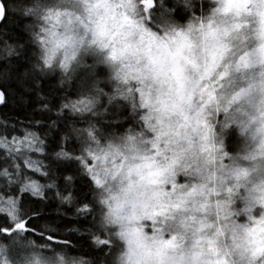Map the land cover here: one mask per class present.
<instances>
[{
    "label": "clouds",
    "instance_id": "obj_1",
    "mask_svg": "<svg viewBox=\"0 0 264 264\" xmlns=\"http://www.w3.org/2000/svg\"><path fill=\"white\" fill-rule=\"evenodd\" d=\"M16 60L57 141L0 135V264H264V0H0Z\"/></svg>",
    "mask_w": 264,
    "mask_h": 264
},
{
    "label": "trees",
    "instance_id": "obj_2",
    "mask_svg": "<svg viewBox=\"0 0 264 264\" xmlns=\"http://www.w3.org/2000/svg\"><path fill=\"white\" fill-rule=\"evenodd\" d=\"M12 32L16 34L17 38H22L23 33L19 32L18 28H12ZM25 63L22 60L13 61V66L5 64L0 61V89L5 94L6 100L0 107V135L5 136L7 140H11L12 136L22 137L24 131L36 132L40 135L41 139L46 141V151L51 152L56 148L57 136L53 133L51 136L47 135L48 124L51 115L48 112L42 111L44 103L37 97L36 91H26L25 87L19 82V73L25 67ZM51 81H42L39 91L45 95L51 96ZM24 84L31 87L30 81H24ZM55 103V99L51 101ZM4 129H7L5 133ZM3 156V150H0V157ZM33 159L40 160L41 163L46 162V158L41 153H35L32 155ZM24 161H20V165L23 171L36 179L38 182L43 183L44 179L40 173H35L31 168L24 167ZM3 164V160H0V165ZM39 166V165H38ZM44 171L43 168H41ZM65 171L64 168H57V173ZM74 191H83V185L77 181ZM25 203L30 205L33 209L41 212V218L50 219L56 222V226L63 230L64 228H71L78 221L71 216V209L67 208L68 213L65 216H57L53 210L56 205L52 200H49L46 204L35 199H25ZM35 213H33V219ZM33 225V220H29L27 227ZM56 237H53L55 240ZM70 243V241H69Z\"/></svg>",
    "mask_w": 264,
    "mask_h": 264
},
{
    "label": "snow or ice",
    "instance_id": "obj_3",
    "mask_svg": "<svg viewBox=\"0 0 264 264\" xmlns=\"http://www.w3.org/2000/svg\"><path fill=\"white\" fill-rule=\"evenodd\" d=\"M5 100H6L5 94L0 93V103H4ZM8 143L15 145V151L19 152L21 150V145H23L25 148H28L30 145L36 144L35 133L31 131H24L22 137H17L13 135L11 140H8ZM34 151L35 153H40L42 149L36 147ZM24 167L31 168L33 172L40 173L42 176L45 175L44 171L41 170V168L38 166L36 162L29 163L27 160H25ZM25 179H28V177L26 176ZM31 186L34 192H38L40 190V185L36 181H32ZM9 203H11V201ZM17 227H23V224H18Z\"/></svg>",
    "mask_w": 264,
    "mask_h": 264
},
{
    "label": "water",
    "instance_id": "obj_4",
    "mask_svg": "<svg viewBox=\"0 0 264 264\" xmlns=\"http://www.w3.org/2000/svg\"><path fill=\"white\" fill-rule=\"evenodd\" d=\"M0 93H3L2 90L0 89ZM2 103H0V107H1Z\"/></svg>",
    "mask_w": 264,
    "mask_h": 264
}]
</instances>
